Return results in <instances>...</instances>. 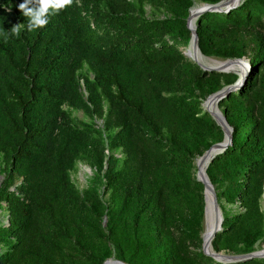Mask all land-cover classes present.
Returning a JSON list of instances; mask_svg holds the SVG:
<instances>
[{
	"label": "trees",
	"instance_id": "1",
	"mask_svg": "<svg viewBox=\"0 0 264 264\" xmlns=\"http://www.w3.org/2000/svg\"><path fill=\"white\" fill-rule=\"evenodd\" d=\"M144 1L152 0H73L29 32L18 10L24 0H0V201L7 217L0 264H101L110 255L125 264L263 263H223L201 250L202 184L192 176L193 160L222 131L196 98L170 90L180 63L189 65L179 42L189 39L183 19L192 0H164L177 16L163 21L143 16ZM16 24H24L18 38L10 32ZM194 24L202 55L248 62L241 83L218 101L231 139L205 169L222 215L212 251L248 253L263 238L264 0L204 10ZM82 64L92 73L80 74L85 99ZM200 77L208 88L202 96L237 78ZM64 105L101 118L121 158L104 159L98 137L71 127ZM88 152L103 169L105 201L98 179L84 199L69 181L74 161ZM13 175L17 190L9 188Z\"/></svg>",
	"mask_w": 264,
	"mask_h": 264
},
{
	"label": "rangeland",
	"instance_id": "2",
	"mask_svg": "<svg viewBox=\"0 0 264 264\" xmlns=\"http://www.w3.org/2000/svg\"><path fill=\"white\" fill-rule=\"evenodd\" d=\"M166 2H168V1H166ZM166 2L164 0H152V1L142 2L141 10H142L143 16H146L147 18H151V19H157L159 21H163L165 19H172L174 16H177L175 13H173L168 8V6L166 5ZM201 4L202 3L198 2L197 0L191 1V5L187 8L185 18L183 19L185 27H186V17L188 15L189 9L191 7H193L192 9H195V6H198ZM186 30L188 32L186 35H188V37L190 38V31L188 30L187 27H186ZM188 41H189V39H188ZM179 43L181 46L180 48L183 50V53L185 55V52L189 46V43L185 42L184 39H181V41ZM191 51L192 50L190 48V53H191ZM206 58L210 62H220V61L225 60V59L220 60V59H216L213 57H206ZM242 58L247 60V58L245 56H243ZM187 61H188L187 63L191 66H189V65L186 66L184 62L180 63L179 67L174 72V75H173V82L174 83H173V87H170V90H172L173 93H175V94H186V93H188L190 96L196 98L199 101L200 105H202L203 101L207 98V96L212 94L213 92L206 94L205 96L201 95V93L204 92V90L208 89L206 86L207 80L204 77H200L202 70L198 67V65L195 62L188 59V57H187ZM231 73H233V72H231ZM80 74L81 75L85 74L91 78L92 73L88 70V68L86 67L85 64H82L80 69L77 71V76H78V81H79V91H80L82 98L85 99L86 93L84 91L83 84H82V81L80 79ZM197 79L199 81L205 80L204 83L201 85L202 89L194 88V84H195ZM220 83L222 85L221 87L227 85V84H223L222 81H220ZM215 91H217V90H215ZM216 108L220 112V114H222V106L218 102L216 104ZM62 109L64 110L66 119L68 120V123L71 127L76 128V129H81L84 133H86L89 136L94 135V136L98 137V139L100 140V142L102 144L101 147L103 149L104 159L107 158L109 154L114 155L118 159L121 158L122 154H121L120 148L119 147H113L110 145V143L107 144V141L105 139V131L103 130V121L101 118H97L94 115H92L91 113L84 111L83 109L72 108V107L67 106V105H64L62 107ZM222 136H223V132H222ZM213 143H215V142H213ZM213 143H211V144H213ZM206 149L202 150L200 153H198L194 156L193 169H192V176H194V177H195V174L197 171V168L195 165V160ZM0 167H1V165H0ZM102 172H103V169H99L97 167V163H96L92 153H90V152L81 153L80 157L74 161L72 168L69 170V181L71 182L72 186L76 189V191L78 192L80 197L84 199L86 189L91 185L92 182H94L95 179H98L97 181H95L94 187L97 189L98 195L100 196L101 200L105 201V200H107V193L104 192V190H103V186H102L103 181L100 178ZM2 179H3V173L0 172V186H1ZM19 183H20L19 176L13 175L12 183L9 186V188L17 190ZM202 196H203V186H202ZM219 203L226 208L231 207V208H236L238 210L241 209L239 202H236L235 204H232V205H228L222 199H220ZM4 204H5L4 201H0V225L5 224L6 219H7L6 211L4 209ZM203 206H204V200H203ZM259 207H260V210L263 211V213H264V182H263V191H262V194L260 195V198H259ZM104 220H105V217H102V223L104 222ZM207 222L209 225V223H210L209 218L207 219ZM205 228H206V226H205V222L203 219V212H202V231L200 233V237H201V234L204 232ZM262 229H263V238H262L261 242L258 245H256L254 250H260V249L264 248V220H263V228ZM207 233H208V231L205 233V235ZM218 252L228 253L224 250H220ZM229 254H235V253H229ZM108 258H112V259L107 264H118L114 261L113 255H110ZM108 258H106V259H108ZM260 259L264 263V258L261 257Z\"/></svg>",
	"mask_w": 264,
	"mask_h": 264
},
{
	"label": "water",
	"instance_id": "3",
	"mask_svg": "<svg viewBox=\"0 0 264 264\" xmlns=\"http://www.w3.org/2000/svg\"><path fill=\"white\" fill-rule=\"evenodd\" d=\"M240 0H219L216 3L213 4H207V3H202L201 5L195 6V12H194V17H190V13L188 12V15L186 17V27L190 31V38L188 43L193 45L194 48L198 49L197 45V37L195 34V24L194 21L196 17L198 16L199 13H201L204 10H222V9H227L231 6H234L239 3ZM192 8V7H191ZM190 10V9H189ZM199 50V49H198ZM202 58L204 59V62H198L195 61L192 57L188 56V53L185 52L186 57L188 59L192 60L195 62L198 67L202 71H216V72H233L237 75L236 80L229 85H225L221 87L219 90L213 92L212 94L208 95L207 98L203 101L202 103V108L208 112L210 117L214 120L215 124L220 127V129L223 132V138L219 142H215L211 144L197 159L200 161L204 162V167L202 172L195 174V180L200 182L203 186V200H204V190L205 188L210 189L211 191V197H210V207L212 210V222L210 225V230L208 233H206V229L204 232L201 234V250L204 254L211 256L214 260L221 261L223 263H234V262H239V261H245V260H251L253 258H264V248L260 250H253L248 253L244 254H229V253H222V252H215L212 251L211 249V240L213 239L214 235L220 230L221 222H222V215L221 211L219 208V205L216 200L215 196V191L212 187V184L210 183L206 173L205 169L207 164L212 160V158L217 154L220 153L227 144H229L230 139H231V127L227 124L225 121V118L220 112L218 113L221 115L222 120L218 118L215 112H213L210 109H207L204 105L207 100H211V103H213V108L217 110L216 104L217 102L223 97L226 96L230 90L235 88L238 84L241 83V81L244 79L247 71H248V62L246 59L240 57V58H231V59H226L220 62H210L202 53L200 52ZM229 63H234L238 65L236 70H232L229 68ZM196 164V160H195ZM197 166V164H196ZM203 219L205 222V204L203 206ZM205 236V237H204ZM109 261L108 259H105L102 261L101 264H106ZM115 262L119 264H125L120 260L114 259ZM264 264V263H263Z\"/></svg>",
	"mask_w": 264,
	"mask_h": 264
},
{
	"label": "clouds",
	"instance_id": "4",
	"mask_svg": "<svg viewBox=\"0 0 264 264\" xmlns=\"http://www.w3.org/2000/svg\"><path fill=\"white\" fill-rule=\"evenodd\" d=\"M72 3L73 0H24L19 4L18 10L27 20V30L33 32L44 28L49 23L51 15L58 14L71 6ZM23 27L24 24H16L10 32L18 38Z\"/></svg>",
	"mask_w": 264,
	"mask_h": 264
},
{
	"label": "bare ground",
	"instance_id": "5",
	"mask_svg": "<svg viewBox=\"0 0 264 264\" xmlns=\"http://www.w3.org/2000/svg\"><path fill=\"white\" fill-rule=\"evenodd\" d=\"M193 8V7H192ZM190 8L189 10V13H190V17L193 18L194 17V12H195V9H192ZM190 48H191V53H190ZM186 53H188V56L192 57L195 61H198V62H203V58L200 54V50H198L197 48H194L193 45L189 44L188 48L186 49ZM229 68H231L232 70H236L237 67H239L238 65L234 64V63H229ZM207 109H210L212 110L213 112L216 113V115L218 116V118L220 120H222V117L221 115L218 113V110H215L213 108V103H211V100H207L205 102V105H204ZM196 168L198 170V173L199 172H202L203 170V167H204V162L200 161L199 159H196ZM195 164V165H196ZM197 173V171H196ZM210 197H211V191L210 189L208 188H205L204 190V204H205V226H206V232L210 230V225H211V222H212V210H211V207H210ZM209 218L210 220V223L208 225V222H207V219ZM205 237V236H204ZM112 258H109V261L111 260ZM114 259V258H113ZM109 261L107 263H109ZM106 263V264H107ZM117 263V262H116ZM119 264V263H118Z\"/></svg>",
	"mask_w": 264,
	"mask_h": 264
}]
</instances>
